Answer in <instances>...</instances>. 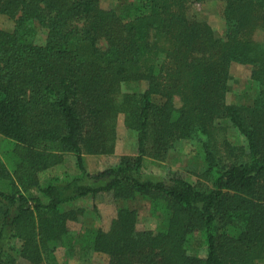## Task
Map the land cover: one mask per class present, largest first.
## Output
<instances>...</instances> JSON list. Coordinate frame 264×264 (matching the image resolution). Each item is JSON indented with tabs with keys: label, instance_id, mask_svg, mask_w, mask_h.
Returning a JSON list of instances; mask_svg holds the SVG:
<instances>
[{
	"label": "trees",
	"instance_id": "1",
	"mask_svg": "<svg viewBox=\"0 0 264 264\" xmlns=\"http://www.w3.org/2000/svg\"><path fill=\"white\" fill-rule=\"evenodd\" d=\"M204 1L0 0V264H69L60 246L108 264H264V0H217L224 36L188 14ZM234 62L252 71L229 103ZM120 114L137 153L87 171L86 153L114 152ZM188 140L203 183L148 170ZM101 193L146 199L157 227L121 205L77 237L82 211L64 205Z\"/></svg>",
	"mask_w": 264,
	"mask_h": 264
},
{
	"label": "rangeland",
	"instance_id": "2",
	"mask_svg": "<svg viewBox=\"0 0 264 264\" xmlns=\"http://www.w3.org/2000/svg\"><path fill=\"white\" fill-rule=\"evenodd\" d=\"M117 0H101L104 7L115 4ZM221 5L217 0H205L202 3L192 2L188 6V14L198 19H204L210 23L214 33L218 36L225 35V23L220 15ZM0 25L5 28H11L13 25L6 15L0 17ZM263 33L258 31L255 38L260 40ZM40 40V39H39ZM252 71L251 64L232 63L229 74V91L227 93V102L234 103L240 98L243 88L246 86ZM235 131L231 129V134ZM137 136L124 125L123 115L117 118V139L115 142V150L109 154H93L86 153L84 157L85 168L89 172L114 166L124 154L137 153ZM0 154L5 160V142L0 137ZM65 164L67 170L71 174H79L80 169L76 164L74 155L65 156ZM149 171L166 176L173 172L179 173L181 176L194 184H201L204 181L202 176V160L198 157L195 146L192 142L182 141L175 147L170 149L167 157L161 162H153L150 164ZM127 205L135 207L138 210L137 228L155 229L159 220L151 214L149 202L146 199L122 200L112 196L111 193H101L96 197L91 195L81 197L71 203L64 205L65 209H81V214L77 220L68 221L69 229L81 238L91 235V230L98 227L108 230L112 220L116 215L119 206ZM16 246L20 245L19 241L15 242ZM193 249L191 252H195ZM56 257L61 262L69 264H108V255L102 252H92L86 257L76 258L68 257L65 248L60 246L55 251ZM16 264H29L23 259H19Z\"/></svg>",
	"mask_w": 264,
	"mask_h": 264
}]
</instances>
